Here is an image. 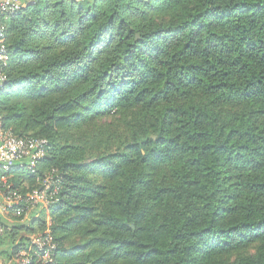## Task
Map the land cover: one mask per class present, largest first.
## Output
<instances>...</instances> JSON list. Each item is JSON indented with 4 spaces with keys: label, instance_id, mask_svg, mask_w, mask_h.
I'll return each instance as SVG.
<instances>
[{
    "label": "trees",
    "instance_id": "1",
    "mask_svg": "<svg viewBox=\"0 0 264 264\" xmlns=\"http://www.w3.org/2000/svg\"><path fill=\"white\" fill-rule=\"evenodd\" d=\"M30 3L5 22L0 115L49 149L0 200L53 176L58 201L8 207L0 255L35 261L49 230L54 264H264V0Z\"/></svg>",
    "mask_w": 264,
    "mask_h": 264
},
{
    "label": "built area",
    "instance_id": "2",
    "mask_svg": "<svg viewBox=\"0 0 264 264\" xmlns=\"http://www.w3.org/2000/svg\"><path fill=\"white\" fill-rule=\"evenodd\" d=\"M26 0H0V91L3 89L6 77L4 68L9 60L6 45L5 22L22 9ZM81 1V0H74ZM48 142L38 138L16 137L9 129H6L2 116L0 115V183H6V174L16 170L35 171L40 160L48 151ZM59 177L47 176L42 181L41 187L35 189L24 197L17 193L2 197L0 200V216L6 217L7 208L12 205L19 206L20 203H28L30 206L49 208L57 203L59 190ZM4 213H2V212ZM3 228L0 226V234ZM30 247L34 250L35 261L27 252L22 250L14 258H7L0 264H54L53 255L56 245L49 230L43 234L29 237Z\"/></svg>",
    "mask_w": 264,
    "mask_h": 264
},
{
    "label": "rangeland",
    "instance_id": "3",
    "mask_svg": "<svg viewBox=\"0 0 264 264\" xmlns=\"http://www.w3.org/2000/svg\"><path fill=\"white\" fill-rule=\"evenodd\" d=\"M28 2H31L30 4H33V0H26L23 5L22 8L26 7V4ZM25 9V8H24ZM39 6H36L34 9H33V12H36V13H42L44 14L43 12H46L47 9H41L39 10ZM97 126L98 124L101 125L103 127V120H100L99 123H96ZM82 134L83 133H75V136L73 137L75 139V144L78 145V146H84L86 148H88L90 150V152L85 156V160H84V164L88 165L92 162H95V160H100V159H103V136L99 139H96V140H81V137H82ZM86 175H81L82 177H85L86 180L89 182V186H92L91 188H95L97 185H102L103 186V176H102V173L97 171V172H93L91 173V171H87L85 173ZM90 188V189H91ZM2 212V211H1ZM4 213V212H2ZM6 217L3 218L2 216H0L1 218H3L4 221L6 222H10L11 219H10V216H8V214L6 213L5 214ZM50 220L49 216L46 214V221L48 223V221ZM0 250L8 253L9 249H8V245L7 243H3L0 245ZM8 258L7 254H4V255H0V263L2 261H5L6 259ZM11 258H14V257H11Z\"/></svg>",
    "mask_w": 264,
    "mask_h": 264
}]
</instances>
